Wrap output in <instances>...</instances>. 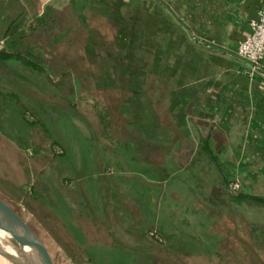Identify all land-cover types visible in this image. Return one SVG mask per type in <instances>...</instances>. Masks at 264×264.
<instances>
[{"label":"rangeland","instance_id":"rangeland-1","mask_svg":"<svg viewBox=\"0 0 264 264\" xmlns=\"http://www.w3.org/2000/svg\"><path fill=\"white\" fill-rule=\"evenodd\" d=\"M149 7L127 0H0V49L7 47L13 32H7L8 26L16 20L23 32L18 48L29 50L47 72L10 61L0 66V82L39 77L40 95L34 98L44 105L43 79L49 78L55 92L49 97L50 120L43 115L47 111L32 110L42 114L39 119L48 122L57 142L73 139L74 147L81 142L88 146L77 147L70 164L68 149L46 150L41 147L45 138L33 135L40 149L25 148L29 161L22 166L24 172L11 160L0 164V198L39 235L55 264H264V204L233 197L242 192L264 198V178L247 176L242 183L238 176H225V185L219 184L211 163L199 160L185 145L172 147L184 134H168V156L181 152L188 157L184 163L169 157L165 192L160 199L150 198L149 221L133 213L144 207L143 198L128 195L143 189L138 181L123 178L115 194L100 197H79L65 184L67 176H139L144 157L151 155L148 160L158 162L159 150L144 147V134L136 125L145 109L159 108L160 96L152 92L154 81L147 84V78L166 75L159 64L161 22ZM147 46L156 52L149 54ZM17 97L0 98V117L9 115L3 123L0 118V125L9 130L23 126L22 109L15 107L25 99ZM99 138L118 143L114 157L106 142L104 149L98 148ZM100 151L108 154L102 163L97 159ZM133 152L139 166L129 158ZM231 182L239 184L238 192L230 193ZM177 184L183 196L176 195ZM86 203L106 212L81 215L79 208L73 210ZM140 222L149 225L131 227ZM192 236L206 244H191ZM1 240L12 253L20 249L9 234ZM198 250L202 258H196ZM10 260L0 250L1 264H13Z\"/></svg>","mask_w":264,"mask_h":264},{"label":"crops","instance_id":"crops-1","mask_svg":"<svg viewBox=\"0 0 264 264\" xmlns=\"http://www.w3.org/2000/svg\"><path fill=\"white\" fill-rule=\"evenodd\" d=\"M127 1H142L148 4L151 13L157 15L161 22L159 64L166 75L147 78V84L151 85L154 81L153 91L151 88L149 90L160 96L159 108L145 109L142 120L136 123L139 133L144 134V147L159 150L155 153L158 162L151 163L148 160L152 157L150 155L144 157L143 166H139V156L133 152L129 154V158L134 162L138 161L137 165L143 168L142 171L138 169L139 176H86L82 179L67 176L64 177L67 187L78 191L79 197H100L115 194L119 180L123 178L138 181L139 187L143 184V189L138 188L137 192L132 189L134 192L128 191V195L143 198L144 207L137 208L133 213L141 214L144 221H149L151 210L147 207L150 206V198L155 196L160 199L165 192V184L162 186V182H167L169 178L166 176L169 157L175 159L176 163H184V159L188 157H183L181 152L170 153L171 156H168V134L172 133L184 134V138L172 147L177 149L185 145L198 154L197 156L194 153L191 158L197 156L199 160L211 163L213 170L218 174L215 179L223 186L226 183L225 176H238L242 183L247 176H257V180L264 178V60L262 68L254 70L236 56L240 42L250 34L249 24L257 16L263 0ZM146 17L151 16L148 13ZM145 46L143 44V51L146 50ZM148 52L154 53L156 49L150 46ZM7 62L10 61L0 60V66L4 63L6 65ZM40 80L39 77H24L6 83L0 82L4 87L0 88V98L5 94L11 96V99H17L18 95L25 99L23 103L17 102L19 108L15 107L18 111L22 109L19 114L23 126L9 130L3 124L0 125V164L6 165L8 160H11L20 172H24L25 168L22 166L29 161L25 148L35 146V150L40 149L41 143L35 142V134L45 138V144L41 147L46 150L51 149V146H60L65 151L68 149V163L73 161L77 147L80 150L88 147L82 142L74 147L73 139L63 145L57 142L48 122L39 119L42 114L32 110L35 108L47 111L43 112V115H47L46 119L50 120L48 111L53 106L49 97L53 99L55 95L54 84L49 78L43 79L47 85L46 92H43L47 103L41 105L36 100L40 95ZM150 91L148 92L151 94ZM8 116L7 114L4 118L0 117L2 123ZM104 142L112 149H118V143L99 138L100 150L105 148ZM134 147L136 148L129 143V148ZM115 149L110 154L111 157H114ZM105 155L100 151L97 159L102 163ZM27 173H30L29 169ZM105 182H110L108 184L111 185ZM153 182L159 183L153 186ZM179 186H175L176 195L183 196L178 191L182 188ZM78 208L81 215L92 214L93 211L96 214L106 212L101 206L93 208L87 203L85 206H74L73 210L76 212ZM108 212L112 215L113 210L108 209ZM131 225L136 229L148 227L149 224ZM189 241L195 245L206 244L195 236ZM196 254V258L203 257L200 250Z\"/></svg>","mask_w":264,"mask_h":264},{"label":"water","instance_id":"water-1","mask_svg":"<svg viewBox=\"0 0 264 264\" xmlns=\"http://www.w3.org/2000/svg\"><path fill=\"white\" fill-rule=\"evenodd\" d=\"M185 30L187 31V29ZM0 220L3 222V224L12 229L14 239L19 245L20 249H30L32 252L39 256L41 260L40 264H55L51 254L49 253L47 247L45 246L39 235L13 208H11L1 198ZM11 262L13 264H36L28 256H25V259L22 261V263H15L14 261Z\"/></svg>","mask_w":264,"mask_h":264},{"label":"built area","instance_id":"built-area-1","mask_svg":"<svg viewBox=\"0 0 264 264\" xmlns=\"http://www.w3.org/2000/svg\"><path fill=\"white\" fill-rule=\"evenodd\" d=\"M250 34L244 38L236 51V56L248 63L252 69L262 68L264 60V0L257 16L249 24ZM230 193L239 191V184L231 182Z\"/></svg>","mask_w":264,"mask_h":264},{"label":"trees","instance_id":"trees-1","mask_svg":"<svg viewBox=\"0 0 264 264\" xmlns=\"http://www.w3.org/2000/svg\"><path fill=\"white\" fill-rule=\"evenodd\" d=\"M16 23L17 21L15 20L12 23H10V25L8 26L7 32L9 33L11 30H13V32L11 33V35H8L9 40L7 43V47L4 49H0V60L21 62L22 64H24L25 67L29 69L35 70L39 73H47L44 67H42V65H40L36 61V59L33 58L34 56L29 50H26L23 53L18 48L20 41L19 39L20 37H22L23 32L21 30H18V25ZM141 51L142 50H136V52H141ZM233 197L236 198L238 201L252 200L264 204L263 197L248 196L246 194H241V193Z\"/></svg>","mask_w":264,"mask_h":264},{"label":"bare ground","instance_id":"bare-ground-1","mask_svg":"<svg viewBox=\"0 0 264 264\" xmlns=\"http://www.w3.org/2000/svg\"><path fill=\"white\" fill-rule=\"evenodd\" d=\"M5 234H9L14 238L13 231L9 227H7L3 222L0 220V250L9 256L11 259L14 260L15 263H22V261L25 259V256H28L32 261H34L36 264H40L41 260L38 255H36L34 252H32L28 248L24 249H17L16 253H12L7 249L6 244L1 240L2 236ZM1 264V262H0Z\"/></svg>","mask_w":264,"mask_h":264}]
</instances>
